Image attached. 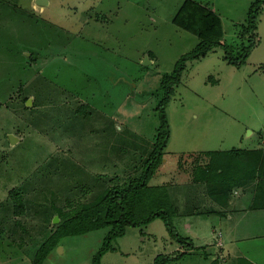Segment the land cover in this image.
Returning a JSON list of instances; mask_svg holds the SVG:
<instances>
[{"label": "rangeland", "instance_id": "1", "mask_svg": "<svg viewBox=\"0 0 264 264\" xmlns=\"http://www.w3.org/2000/svg\"><path fill=\"white\" fill-rule=\"evenodd\" d=\"M187 1L234 45L255 0H0V264H31L57 210L72 214L140 176L162 134L161 80L200 42L176 24ZM256 35L243 64L218 47L188 61L165 107L168 139L150 184L167 188L171 222L194 247L167 264H264V175L226 190L231 177L219 175L236 150H264V10ZM107 233L61 237L42 264H93ZM182 250L156 218L128 226L101 264H154Z\"/></svg>", "mask_w": 264, "mask_h": 264}, {"label": "trees", "instance_id": "2", "mask_svg": "<svg viewBox=\"0 0 264 264\" xmlns=\"http://www.w3.org/2000/svg\"><path fill=\"white\" fill-rule=\"evenodd\" d=\"M262 10H264V0H255L250 6L246 22L241 27L240 42L231 45L221 38L220 23L214 15L211 13L204 15L203 9L191 1H187L181 7L176 24L184 30L197 35L200 38V42L193 51L183 54L176 62L173 70L161 80L163 97L160 99V127L163 129L159 131H162V134L158 133L156 135L155 145L149 159L144 162L142 173L138 177L135 176L129 179L121 186L107 189L101 199L90 204H85L80 210L74 211L72 214L62 213L57 210L60 222L53 225L49 236L35 251L31 264H42L48 254L57 246L61 237L78 235L94 229L107 228L108 233L103 246L93 258V264H101V257L110 250L111 241L123 236L128 226H143L156 218L164 221L170 237L179 243L183 247V250L176 256H158L154 264H167L194 248L193 239L191 237H181L171 222V217L175 216L176 212L169 210L173 209L174 205H172V202L170 206H167V201L170 198L167 188L164 185L150 184L156 173V167L163 158V149L168 139V121L165 107L169 102L174 87L181 81V75L188 61L204 57L218 47L223 50L224 59L229 64L236 66L246 62L247 57L256 44L257 26ZM244 40H247L246 44ZM234 46L239 49L237 54L232 50ZM207 155L211 156L212 154L208 153ZM234 155H236L235 158L233 157L235 161L229 167V172L228 170H220L219 173L222 177H231L229 179V181L232 180L230 183L225 179H222L220 182V186L225 190L227 186H239L243 181H248L255 175H264V150L240 149L236 150ZM189 157H192V155ZM238 157L241 161H237ZM206 184L208 187V182ZM13 193L15 194L14 190H12L10 198L15 200ZM13 207L15 214H21L24 211L22 205L14 204ZM237 264H240L239 261Z\"/></svg>", "mask_w": 264, "mask_h": 264}, {"label": "water", "instance_id": "3", "mask_svg": "<svg viewBox=\"0 0 264 264\" xmlns=\"http://www.w3.org/2000/svg\"><path fill=\"white\" fill-rule=\"evenodd\" d=\"M35 3H36L38 6L43 7V6L48 5L49 0H35ZM148 61H149V60H148V58H147V56H146L145 59H144V61H143V64H147ZM29 101H30V100L27 101V104H29ZM9 138H10V142H11V144H15V143H16V141H17V137H16L15 135H10ZM58 220H59V217H58V216H55V217H54V223H55V222H58Z\"/></svg>", "mask_w": 264, "mask_h": 264}, {"label": "crops", "instance_id": "4", "mask_svg": "<svg viewBox=\"0 0 264 264\" xmlns=\"http://www.w3.org/2000/svg\"><path fill=\"white\" fill-rule=\"evenodd\" d=\"M237 216H238V215H237ZM238 217H239V216H238ZM240 217H241V216H240ZM240 217H239V218H240ZM232 219H233V217L230 216L229 220H232ZM249 220H251V217L249 218ZM252 220H253V219H252ZM221 222H222L221 220H218V219L215 220V222H214V226H215V227L213 228V230H217V231H218V230H219V226H220V224H222ZM253 225H254V224H253ZM228 248H229V247H228ZM237 250H238V249H237ZM238 252L241 254V257H240V258H243V259L246 258V256L243 255V252H242V251H239V250H238ZM211 259H215V258H211ZM232 261H233V260H232ZM232 261H231V262H232ZM211 263H212V262H211ZM213 263H216V264H228L227 262H219L218 260H216V261L214 260Z\"/></svg>", "mask_w": 264, "mask_h": 264}]
</instances>
